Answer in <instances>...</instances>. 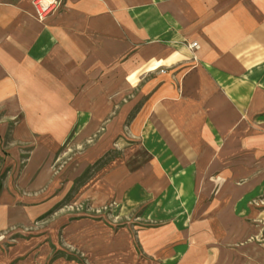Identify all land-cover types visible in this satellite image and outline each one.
Instances as JSON below:
<instances>
[{"label": "crops", "instance_id": "1", "mask_svg": "<svg viewBox=\"0 0 264 264\" xmlns=\"http://www.w3.org/2000/svg\"><path fill=\"white\" fill-rule=\"evenodd\" d=\"M33 1L0 0V116L42 161L131 117L150 160L116 201L153 225L117 264H264V0Z\"/></svg>", "mask_w": 264, "mask_h": 264}, {"label": "rangeland", "instance_id": "2", "mask_svg": "<svg viewBox=\"0 0 264 264\" xmlns=\"http://www.w3.org/2000/svg\"><path fill=\"white\" fill-rule=\"evenodd\" d=\"M22 118L0 116V206L10 209L0 214V264H117L142 254L147 204L116 201L150 160L127 133L131 117L118 132L106 130L115 117L76 128L44 161Z\"/></svg>", "mask_w": 264, "mask_h": 264}, {"label": "built area", "instance_id": "3", "mask_svg": "<svg viewBox=\"0 0 264 264\" xmlns=\"http://www.w3.org/2000/svg\"><path fill=\"white\" fill-rule=\"evenodd\" d=\"M61 0H34L33 7L39 19H43L53 13L60 5ZM191 48H197L196 43L190 44Z\"/></svg>", "mask_w": 264, "mask_h": 264}]
</instances>
